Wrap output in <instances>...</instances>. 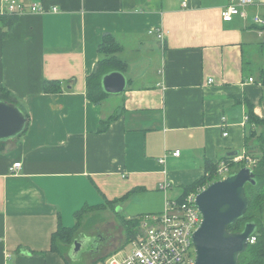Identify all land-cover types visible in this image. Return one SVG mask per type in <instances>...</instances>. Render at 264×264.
Listing matches in <instances>:
<instances>
[{
	"label": "crops",
	"instance_id": "crops-1",
	"mask_svg": "<svg viewBox=\"0 0 264 264\" xmlns=\"http://www.w3.org/2000/svg\"><path fill=\"white\" fill-rule=\"evenodd\" d=\"M17 1L42 10L0 16V85L28 115L22 134L0 142V264H70V248L50 243L76 211L160 213L203 176L205 159L244 152L246 103L264 115V66L254 72L245 53L263 43L251 17H264V0L231 21L220 16L229 0ZM104 33L121 46L127 85L95 104L86 78Z\"/></svg>",
	"mask_w": 264,
	"mask_h": 264
},
{
	"label": "built area",
	"instance_id": "built-area-1",
	"mask_svg": "<svg viewBox=\"0 0 264 264\" xmlns=\"http://www.w3.org/2000/svg\"><path fill=\"white\" fill-rule=\"evenodd\" d=\"M252 4L253 0H229V3L220 10L221 19L231 21L234 16L246 19L249 16L248 7ZM41 10L39 4H32L27 8L17 0H5V5L0 7V16H17L26 11ZM251 20L259 28V34L264 35V17L256 13L252 15ZM149 33L155 34L158 40L164 38L162 31L151 29ZM249 81L253 79L249 78ZM207 82L211 83L212 79ZM244 120L248 121V116H245ZM226 134L225 132L224 135ZM171 155L179 156L180 150L172 151ZM158 162L163 163L164 159L160 158ZM239 163L252 168L255 159L243 152L227 161H221L216 168V180L225 178L232 172L231 165ZM20 167L21 163L15 162L10 171L14 172ZM205 186L188 193L182 201L178 198L166 199L160 213L139 217V227L135 237L121 249L108 254L103 264H193L195 250L192 235L201 222V215L195 206V197ZM158 188L166 191L169 185L160 184ZM255 239L252 235L249 243H254Z\"/></svg>",
	"mask_w": 264,
	"mask_h": 264
},
{
	"label": "water",
	"instance_id": "water-1",
	"mask_svg": "<svg viewBox=\"0 0 264 264\" xmlns=\"http://www.w3.org/2000/svg\"><path fill=\"white\" fill-rule=\"evenodd\" d=\"M103 90L119 94L127 85L123 72L113 70L101 78ZM27 118L17 104L0 100V142L21 134ZM256 184L253 169L242 166L223 179L208 183L195 197L201 222L192 235L195 250L193 264H238L246 251L256 225L248 222L241 231H229L228 226L242 217L248 208L245 185ZM86 238L73 240L69 254L75 257L84 247Z\"/></svg>",
	"mask_w": 264,
	"mask_h": 264
},
{
	"label": "trees",
	"instance_id": "trees-1",
	"mask_svg": "<svg viewBox=\"0 0 264 264\" xmlns=\"http://www.w3.org/2000/svg\"><path fill=\"white\" fill-rule=\"evenodd\" d=\"M15 18L16 16L9 17V19L12 20H14ZM120 49V44L111 33L103 34L102 42L98 47L99 59L96 63L95 69L86 78V95L89 101L95 104H99L107 95H109L103 90L101 84V78L104 74L113 70L123 72L125 62L119 59L116 55L120 51ZM259 81L264 86V68L259 71ZM43 89L45 92L51 93L59 90V86L56 81H45ZM0 100L17 104L16 98L1 85ZM246 104L249 128L247 130V135H245L244 138V152L246 155H249L255 159V163L253 164L252 169L255 174L256 184L252 185L250 183H247L245 185V193L249 202L248 208L242 217L228 226V230L232 232L241 231L246 223H255L256 228L253 233V236H255L256 238L255 242L248 244L246 251L240 255L238 264H264V115L262 117L258 116L254 113L253 106L250 103ZM25 116L28 121V115L25 114ZM114 117L115 115L109 117L107 120L102 121L97 130H104L109 120H112ZM258 127H261V129L257 132L256 129ZM253 140L254 142L251 143V141ZM253 150H257V152L253 153ZM230 158L231 157H225L224 159H226L225 161H227ZM219 163L220 162L213 163L210 160L205 159V172L203 176L194 181L191 185L183 187L182 193L178 197L179 201H182L188 193L195 191L197 188L205 186L212 181H215V172ZM231 166L236 169L244 166V164H232ZM87 210H85V208H82L75 212V224L73 226L58 227L55 233H53V235L51 236V250L61 254L63 253L55 244L56 240L66 241L68 243V247L70 248L73 240L75 239L73 237L76 228L78 227V223L80 219L84 217V214ZM121 222L126 230V237L122 244V246H125L130 240L135 237L136 227L139 224V218H121ZM107 256L108 255L104 256L98 261H104Z\"/></svg>",
	"mask_w": 264,
	"mask_h": 264
},
{
	"label": "rangeland",
	"instance_id": "rangeland-1",
	"mask_svg": "<svg viewBox=\"0 0 264 264\" xmlns=\"http://www.w3.org/2000/svg\"><path fill=\"white\" fill-rule=\"evenodd\" d=\"M263 11L260 10L259 13ZM260 43V42H259ZM256 45L255 47H247L245 49L246 57L248 61H252V66L254 72H257L259 68L264 66V40L263 43ZM261 127H258L256 131L258 132ZM257 150H253V153H256ZM239 168H231L232 172L238 170ZM168 191V190H167ZM174 192L177 193V189L174 188ZM119 207H116L115 211L113 210H98L86 213L83 218L80 219L78 227L74 233L73 238H85V236L95 237L96 234L101 235L102 237H110L113 247L107 250V255L113 252L118 244L123 243L126 237V230L122 225L121 218L125 217L124 213L118 212ZM122 216V217H121ZM139 225V224H138ZM136 230L138 229V226ZM58 248L66 255L68 252V243L64 240H56L55 243ZM101 253H104L101 251ZM99 255H90L87 253L86 248H82L78 254L73 258L70 256V264H102L104 261H98L103 257ZM106 256V255H105Z\"/></svg>",
	"mask_w": 264,
	"mask_h": 264
},
{
	"label": "flooded vegetation",
	"instance_id": "flooded-vegetation-1",
	"mask_svg": "<svg viewBox=\"0 0 264 264\" xmlns=\"http://www.w3.org/2000/svg\"><path fill=\"white\" fill-rule=\"evenodd\" d=\"M84 237L86 238L84 248H86L87 253L90 255H99V253L103 251L104 253H101L100 255V257H103L107 255V250L114 246V244H112L111 240L109 239L110 237H102L99 234H96V236L93 238L92 236L85 235Z\"/></svg>",
	"mask_w": 264,
	"mask_h": 264
}]
</instances>
